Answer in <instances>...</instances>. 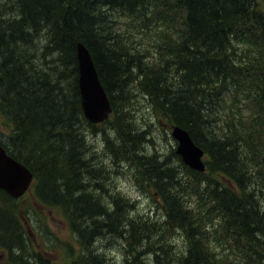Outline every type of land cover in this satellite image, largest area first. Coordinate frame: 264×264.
Wrapping results in <instances>:
<instances>
[{
    "label": "trees",
    "instance_id": "obj_1",
    "mask_svg": "<svg viewBox=\"0 0 264 264\" xmlns=\"http://www.w3.org/2000/svg\"><path fill=\"white\" fill-rule=\"evenodd\" d=\"M79 42L112 105L104 151L155 196L160 223L133 217L104 183L112 176L88 142L99 125L82 110ZM141 100L152 120L189 132L204 173L176 150L146 151L152 134L130 118ZM0 144L77 236L71 264H109L94 248L104 237L132 264H264V0H0ZM21 200L0 191V264H56L30 243ZM174 231L183 247L166 242Z\"/></svg>",
    "mask_w": 264,
    "mask_h": 264
},
{
    "label": "rangeland",
    "instance_id": "obj_2",
    "mask_svg": "<svg viewBox=\"0 0 264 264\" xmlns=\"http://www.w3.org/2000/svg\"><path fill=\"white\" fill-rule=\"evenodd\" d=\"M122 20V18H118L120 24ZM131 111L133 113H131L130 118L133 120V124L138 129L149 130L152 134L151 144L145 145L146 151L149 153L151 151L156 152L162 156V159L170 157L177 148V142L171 136V127L166 126L162 121L152 120L151 110L143 101L135 103ZM145 123L150 124L146 127ZM108 129L111 131L110 125L100 124L95 133L87 135L91 149L95 148V151L99 152L98 159L100 163L109 167L112 177H110L109 183L106 179L104 183L110 186V190L114 194L121 193L133 205L130 208V211H133V217L160 223L161 217H157L162 215L163 211L156 203L155 196H150V191L148 192V189L138 183L131 167L125 164L112 166L113 158L111 156L107 157L104 151L103 132L101 131L107 130L109 132ZM109 135L113 136L112 132H109ZM174 159L171 157L170 161L173 162ZM176 164L178 165L179 162L177 161ZM20 209L23 212L29 241L36 250L49 256L56 264H71L78 257L82 247H79L78 238L71 230L61 209L39 203L33 197L32 189H29L26 196L22 198ZM174 233L176 234L169 237L166 242L173 243L175 246L179 244L183 247L181 245L183 242L181 235L176 231ZM175 246L171 247L172 250L177 248ZM94 248L106 255L109 264H132L135 261L130 259L132 255L122 246V242L114 239V237L100 239ZM216 248L219 252L229 250V247H213V249ZM228 254L232 255V250H229ZM4 256L6 257V254ZM151 259L152 257L147 255L143 257L142 261L144 264H150Z\"/></svg>",
    "mask_w": 264,
    "mask_h": 264
},
{
    "label": "water",
    "instance_id": "obj_3",
    "mask_svg": "<svg viewBox=\"0 0 264 264\" xmlns=\"http://www.w3.org/2000/svg\"><path fill=\"white\" fill-rule=\"evenodd\" d=\"M77 58L78 83L84 116L94 125L102 124L109 119L112 105L93 57L82 42L77 44ZM171 135L177 142L176 154L181 157L183 163L194 171L204 172L205 152L195 144L189 132L175 126L171 129ZM34 179V174L29 168L10 156L0 144V191H5L14 200H19L31 189Z\"/></svg>",
    "mask_w": 264,
    "mask_h": 264
},
{
    "label": "bare ground",
    "instance_id": "obj_4",
    "mask_svg": "<svg viewBox=\"0 0 264 264\" xmlns=\"http://www.w3.org/2000/svg\"><path fill=\"white\" fill-rule=\"evenodd\" d=\"M97 7H99V6H97ZM92 10V9H91ZM114 60V59H113ZM188 115V114H187ZM115 152V151H114ZM116 152H117V150H116ZM152 152V151H151Z\"/></svg>",
    "mask_w": 264,
    "mask_h": 264
}]
</instances>
